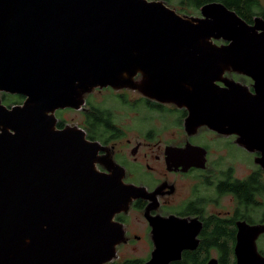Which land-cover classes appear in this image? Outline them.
<instances>
[{
  "label": "water",
  "instance_id": "water-1",
  "mask_svg": "<svg viewBox=\"0 0 264 264\" xmlns=\"http://www.w3.org/2000/svg\"><path fill=\"white\" fill-rule=\"evenodd\" d=\"M225 73L249 77L253 93ZM105 88L184 105L187 129L264 125V19L248 24L220 2L187 16L161 0H0V90L25 97L0 108V264L117 259L114 217L147 193L111 165L98 171L100 146L57 130L54 116ZM148 222L156 248L145 264L178 259L196 235V222L174 216Z\"/></svg>",
  "mask_w": 264,
  "mask_h": 264
},
{
  "label": "flooded vegetation",
  "instance_id": "flooded-vegetation-1",
  "mask_svg": "<svg viewBox=\"0 0 264 264\" xmlns=\"http://www.w3.org/2000/svg\"><path fill=\"white\" fill-rule=\"evenodd\" d=\"M222 78L253 93V81L247 76L225 73ZM104 91L126 106L116 108L129 113L126 124L95 96ZM24 100L19 93L0 90V108L9 110ZM103 111L111 115L105 132L99 126ZM144 112L147 122L140 116ZM188 114L184 105L160 103L137 90L110 88L88 94L79 110L55 111L57 130L69 127L100 146L98 171L109 174L111 165L117 175L123 174V183L147 193L114 217L122 225L124 240L117 247V259L107 264L127 260L145 264L156 248L148 218L173 216L190 225L196 222L195 230L199 229L189 231L196 235L182 240L178 259L168 264H263L264 125L247 120L240 124L239 117L219 134L205 126L187 129ZM134 118L145 126L133 129ZM133 213L138 216L135 221Z\"/></svg>",
  "mask_w": 264,
  "mask_h": 264
},
{
  "label": "trees",
  "instance_id": "trees-1",
  "mask_svg": "<svg viewBox=\"0 0 264 264\" xmlns=\"http://www.w3.org/2000/svg\"><path fill=\"white\" fill-rule=\"evenodd\" d=\"M168 6L173 7L181 15L194 16L198 14L199 9L211 2H220L229 10L234 11L242 20L248 24H252L255 17L264 19V0H161ZM102 121L101 128L103 131L109 130V122L111 115L109 111L101 113ZM222 188V187H220ZM141 261L127 260L122 264H140ZM114 264V263H113Z\"/></svg>",
  "mask_w": 264,
  "mask_h": 264
},
{
  "label": "rangeland",
  "instance_id": "rangeland-1",
  "mask_svg": "<svg viewBox=\"0 0 264 264\" xmlns=\"http://www.w3.org/2000/svg\"><path fill=\"white\" fill-rule=\"evenodd\" d=\"M194 16H198L196 13L192 14ZM95 96L97 98H102V100H104V105L105 107L109 108L111 111L114 112V114L116 115V118L119 122H124V124H126L130 119V115L128 112L123 111L122 109H116V108H120V107H124L125 109L126 106L123 105V103L121 101H119V99L117 97H115L114 95H112L111 92H107L104 91L101 94L95 93ZM140 116H143L145 121L147 122V120L149 119V116L146 115V113H140ZM145 126V123H143L142 121H140V119L138 118H134L132 120V124L131 127L133 129H141V127ZM131 219L135 221V218H138V216L136 214H132L131 215ZM140 255H143L142 253H140Z\"/></svg>",
  "mask_w": 264,
  "mask_h": 264
}]
</instances>
